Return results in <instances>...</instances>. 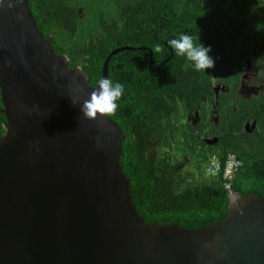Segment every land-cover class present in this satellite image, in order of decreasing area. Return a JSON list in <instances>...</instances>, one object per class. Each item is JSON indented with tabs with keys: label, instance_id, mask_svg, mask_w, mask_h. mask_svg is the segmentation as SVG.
Instances as JSON below:
<instances>
[{
	"label": "water",
	"instance_id": "95a60500",
	"mask_svg": "<svg viewBox=\"0 0 264 264\" xmlns=\"http://www.w3.org/2000/svg\"><path fill=\"white\" fill-rule=\"evenodd\" d=\"M121 50L132 48L113 50L101 79ZM97 86L54 53L28 0H0V264H264L256 194L232 193L209 227L144 222L120 165L125 136L80 111Z\"/></svg>",
	"mask_w": 264,
	"mask_h": 264
},
{
	"label": "trees",
	"instance_id": "16d2710c",
	"mask_svg": "<svg viewBox=\"0 0 264 264\" xmlns=\"http://www.w3.org/2000/svg\"><path fill=\"white\" fill-rule=\"evenodd\" d=\"M28 6L44 38L51 39L54 53L64 56L69 68L78 67L89 86L101 79L103 62L115 49L167 43L179 33L210 47L214 67L201 71L167 47L166 57L155 67L168 58L170 69L151 78L158 95H150L145 87L141 91L140 82L132 94V51L121 50L108 62L107 78L123 84L124 93L116 101V113L107 116L125 136L120 165L145 223L177 224L191 230L209 227L226 217L229 192L264 198V135L251 139L247 151L236 147L212 152L206 159L197 152V140L189 130L174 121L175 106L182 105L184 94L203 93L210 75L229 78L234 91L246 54L251 62L264 66V0H28ZM102 20L106 24L101 25ZM101 26L112 28L110 46L106 39L99 45ZM146 30L150 37L157 31L163 34L153 41L140 34ZM214 46L226 47L217 52ZM258 106L262 110L259 127L264 129V104L253 100L252 107ZM5 122L3 116L0 136ZM228 154L241 162L229 191L223 180ZM182 157L187 167L180 172L176 166L183 163ZM212 158L219 163L215 175L207 173Z\"/></svg>",
	"mask_w": 264,
	"mask_h": 264
},
{
	"label": "flooded vegetation",
	"instance_id": "af4514ba",
	"mask_svg": "<svg viewBox=\"0 0 264 264\" xmlns=\"http://www.w3.org/2000/svg\"><path fill=\"white\" fill-rule=\"evenodd\" d=\"M103 20L101 25L106 24ZM111 29L110 27H100L98 32L99 45L106 39L108 46H110V41L114 39V35L112 37L110 35ZM135 31H133V34H135ZM143 33L148 39L153 41H158L159 36L163 34L157 31L155 37H150L152 36L150 31H140L141 35ZM161 45L164 50L160 53H153V46L132 47V54L134 55L132 56V94L136 92L138 82H140L141 91L145 87L146 89L149 88L150 95H158V88L157 86L152 87L154 83L151 78L156 73L164 75L170 69L168 58L162 61L159 67H155L156 62L166 57L165 54L168 51L167 47L169 46H165L167 45L165 41ZM214 47L217 52H220L226 46ZM171 51H173L172 48ZM252 56L254 55L252 54ZM247 59L250 61L248 54L245 56L244 68L239 75L238 85L234 91L232 90L234 85L229 78L220 79L219 76L212 74L204 84L205 91L203 93H187V96L184 94L181 99L182 105L175 104L174 121L179 120V128L189 130V133L197 140V152L204 153L206 159L212 152H225L236 147H239L242 151H247L250 147L251 139L259 134L264 135L262 131L264 130L262 129L263 125L260 128L258 121L261 119L262 110L259 106L257 109L252 107L253 100L258 99L264 104V66L262 63L256 64V61L254 63L250 61V67L246 69ZM162 103H165V101H162ZM164 106L166 107V105ZM2 109L0 98V120L4 116ZM262 119H264V116ZM213 139L217 140L215 144L206 143ZM181 161L183 163L176 166L179 171H183L187 167V159L182 157ZM232 193L231 191L228 194L229 200Z\"/></svg>",
	"mask_w": 264,
	"mask_h": 264
},
{
	"label": "clouds",
	"instance_id": "9594fccd",
	"mask_svg": "<svg viewBox=\"0 0 264 264\" xmlns=\"http://www.w3.org/2000/svg\"><path fill=\"white\" fill-rule=\"evenodd\" d=\"M8 7L12 8L13 4L9 3ZM167 44L177 56L189 61L195 71L214 67V59L208 54L211 50L210 47L196 43L193 37L186 33L177 34L174 38L168 40ZM163 50V46L159 43L152 47L153 53L162 52ZM97 85L88 93L87 99L80 103V111L86 120H96L98 116L114 115L117 110L116 101L124 93L123 84L114 83L108 78L99 79ZM78 101L79 98L73 99V104Z\"/></svg>",
	"mask_w": 264,
	"mask_h": 264
},
{
	"label": "built area",
	"instance_id": "2783aa9c",
	"mask_svg": "<svg viewBox=\"0 0 264 264\" xmlns=\"http://www.w3.org/2000/svg\"><path fill=\"white\" fill-rule=\"evenodd\" d=\"M241 167V162L233 155L228 154L225 159L224 168H223V180H225V189L229 190L231 186V180L234 175ZM219 169V163L216 158H212L209 167L208 174L215 175Z\"/></svg>",
	"mask_w": 264,
	"mask_h": 264
}]
</instances>
